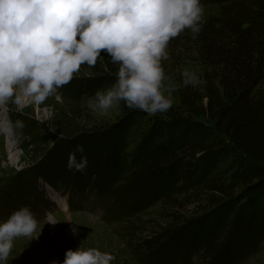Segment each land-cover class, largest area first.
I'll return each mask as SVG.
<instances>
[{"label":"trees","instance_id":"16d2710c","mask_svg":"<svg viewBox=\"0 0 264 264\" xmlns=\"http://www.w3.org/2000/svg\"><path fill=\"white\" fill-rule=\"evenodd\" d=\"M201 2L227 4L218 18L203 23L196 38L186 30L172 39L174 47L178 40L192 43L204 69L201 97L185 86L180 105L155 116L124 103L112 126L60 142L69 154L83 145L84 171L105 176L104 197L113 221L159 204L181 207L187 192L205 196L196 216H176L175 225L142 242L139 264H192L194 254L213 251V238L223 228L220 246L249 231L264 238V0ZM115 65L107 54L104 67L72 80L66 90L95 94L108 88L116 81ZM132 135L139 140L126 153ZM76 155L79 159L81 153ZM110 194L115 198H107Z\"/></svg>","mask_w":264,"mask_h":264},{"label":"clouds","instance_id":"9594fccd","mask_svg":"<svg viewBox=\"0 0 264 264\" xmlns=\"http://www.w3.org/2000/svg\"><path fill=\"white\" fill-rule=\"evenodd\" d=\"M204 11L201 0H0V109L43 104L83 65L94 67L104 51L119 65L116 81L98 90L88 107L107 112L123 101L150 116L166 113L180 86L165 85L170 78L162 62L169 58V43L186 30L196 38ZM181 76L183 86L201 83L192 70ZM24 127L22 120L0 115V136L21 135ZM87 165L84 147L77 145L67 166L84 171ZM46 219L58 222L51 213ZM41 231L28 206L0 220V264L15 257L18 239H38ZM86 241L52 264H112V253L86 247Z\"/></svg>","mask_w":264,"mask_h":264},{"label":"rangeland","instance_id":"374dc122","mask_svg":"<svg viewBox=\"0 0 264 264\" xmlns=\"http://www.w3.org/2000/svg\"><path fill=\"white\" fill-rule=\"evenodd\" d=\"M226 4H205L203 23H211L214 18H218L220 8ZM173 42L175 40H171L168 46L169 58L162 63L170 78L165 81V85H180L173 93V106H179L185 91L181 73L189 69L199 76L200 85L192 86V89L200 92L201 97L204 94V69L197 55L192 52V43L178 40V45L174 47ZM184 43L188 48L182 47ZM106 56L107 53L102 51L94 67L83 65L72 80L94 75L96 68L99 70L106 65ZM115 66L119 69L118 64ZM66 85L43 104L29 101L19 110L14 104L0 109V115H6L13 121L22 120L25 124L21 135L0 136V220L28 206L42 229L38 239L24 237L15 242L12 253L15 257L9 260V264L62 262L68 249H76L86 240V247H98L112 253L116 257L112 264H139L136 256L144 240L175 225L176 216H196L206 204V198L187 192L181 197L185 199L181 207L159 204L135 217L122 221L111 220L112 212L103 190L107 183L105 176L69 170V152L62 150L60 142L82 132L112 126L122 116L124 102L121 101L107 112L94 110L87 103L94 94H70ZM203 104L206 105L207 101ZM138 138L134 135L128 138L126 153L132 152ZM43 175L49 181L52 180V187ZM7 181L10 183L7 184ZM7 193L10 197H7ZM101 197L103 199H99ZM107 198L115 197L110 194ZM122 198L125 201L127 196L124 194ZM49 213L58 222L46 223ZM224 233L225 228L213 238V251L210 254L200 251L192 256L191 263L206 264L213 259L214 264H264V238L258 239L255 231L241 233L233 244L223 243L220 246Z\"/></svg>","mask_w":264,"mask_h":264}]
</instances>
